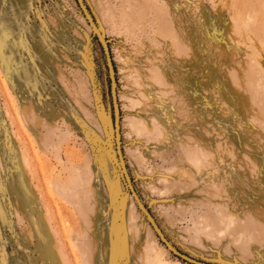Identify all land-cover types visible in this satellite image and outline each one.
I'll return each mask as SVG.
<instances>
[{
	"label": "rangeland",
	"instance_id": "1",
	"mask_svg": "<svg viewBox=\"0 0 264 264\" xmlns=\"http://www.w3.org/2000/svg\"><path fill=\"white\" fill-rule=\"evenodd\" d=\"M82 1L117 129L77 1L0 0V264H264V0Z\"/></svg>",
	"mask_w": 264,
	"mask_h": 264
},
{
	"label": "water",
	"instance_id": "2",
	"mask_svg": "<svg viewBox=\"0 0 264 264\" xmlns=\"http://www.w3.org/2000/svg\"><path fill=\"white\" fill-rule=\"evenodd\" d=\"M76 1H77V4H78L85 20L87 21V23H88L89 27L91 28L93 34L95 35L96 39L98 40V42L102 48V51L104 53V56H105L106 64H107L108 71H109V78H110L111 102H112L114 117H115V127L117 129L118 124H119V109H118L117 96H116V83H115V78H114V74H113V66H112V61H111L109 49L107 47V44L105 43L103 36L101 35L96 24L94 23L91 15L89 14L88 10L86 9L83 1L82 0H76ZM115 152H116V156L118 159V163H119L121 170L123 172V176L126 180L130 195L133 198V201L135 202L137 208L140 210V212L143 214V216L147 219V221L150 223V225L153 227V229L160 235L162 243L165 245V247L169 251H171L174 255L178 256L179 258L183 259L184 261L194 263V261L191 260L190 258H188V257L180 254L179 252H177L174 249V247L163 236H161V234L158 230V227L155 224V221L153 220L150 213L146 210L143 203L141 202V200L139 199L138 195L136 194V192L134 191V189L132 187V184L130 182L128 174L126 173V170H125L124 160H123V156H122V152H121V148H120L119 143L116 144Z\"/></svg>",
	"mask_w": 264,
	"mask_h": 264
},
{
	"label": "bare ground",
	"instance_id": "3",
	"mask_svg": "<svg viewBox=\"0 0 264 264\" xmlns=\"http://www.w3.org/2000/svg\"><path fill=\"white\" fill-rule=\"evenodd\" d=\"M80 252H81V254H82V257H83L82 259H83V261H85V263L88 262V260H87V258H86V256H85V255H86V251H85V249H84V248L81 249Z\"/></svg>",
	"mask_w": 264,
	"mask_h": 264
}]
</instances>
